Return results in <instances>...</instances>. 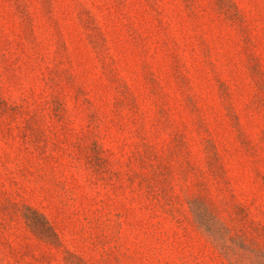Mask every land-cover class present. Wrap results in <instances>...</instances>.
I'll return each instance as SVG.
<instances>
[{
    "label": "rangeland",
    "instance_id": "1",
    "mask_svg": "<svg viewBox=\"0 0 264 264\" xmlns=\"http://www.w3.org/2000/svg\"><path fill=\"white\" fill-rule=\"evenodd\" d=\"M0 264H264V0H0Z\"/></svg>",
    "mask_w": 264,
    "mask_h": 264
}]
</instances>
